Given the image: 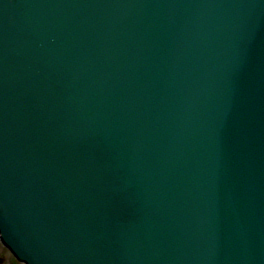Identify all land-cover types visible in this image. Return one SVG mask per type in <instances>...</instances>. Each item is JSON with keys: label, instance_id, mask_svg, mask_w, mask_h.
I'll use <instances>...</instances> for the list:
<instances>
[{"label": "water", "instance_id": "1", "mask_svg": "<svg viewBox=\"0 0 264 264\" xmlns=\"http://www.w3.org/2000/svg\"><path fill=\"white\" fill-rule=\"evenodd\" d=\"M0 242L264 264V0H0Z\"/></svg>", "mask_w": 264, "mask_h": 264}, {"label": "rangeland", "instance_id": "2", "mask_svg": "<svg viewBox=\"0 0 264 264\" xmlns=\"http://www.w3.org/2000/svg\"><path fill=\"white\" fill-rule=\"evenodd\" d=\"M0 264H22L0 242Z\"/></svg>", "mask_w": 264, "mask_h": 264}, {"label": "bare ground", "instance_id": "3", "mask_svg": "<svg viewBox=\"0 0 264 264\" xmlns=\"http://www.w3.org/2000/svg\"><path fill=\"white\" fill-rule=\"evenodd\" d=\"M15 258V257H14ZM16 259V258H15ZM17 260V259H16ZM18 261V260H17ZM18 262H20V261H18ZM20 263H22V262H20ZM22 264H25V263H22Z\"/></svg>", "mask_w": 264, "mask_h": 264}]
</instances>
